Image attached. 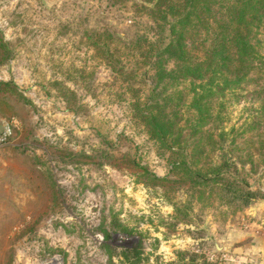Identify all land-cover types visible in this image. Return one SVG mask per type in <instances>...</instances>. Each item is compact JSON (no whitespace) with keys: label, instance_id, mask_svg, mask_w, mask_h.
Returning <instances> with one entry per match:
<instances>
[{"label":"rangeland","instance_id":"1","mask_svg":"<svg viewBox=\"0 0 264 264\" xmlns=\"http://www.w3.org/2000/svg\"><path fill=\"white\" fill-rule=\"evenodd\" d=\"M146 2L0 0V82L14 86L0 94V120L18 121L0 146V264H124L137 253L139 264H179L184 254L264 264V95L243 99L245 87L239 102L225 98L227 137L213 159L228 158L241 196L247 183L246 205L173 169L122 101L126 86L92 62L94 30L156 39V24L138 13ZM179 204L186 218L173 216ZM117 223L133 236L116 233ZM242 232L252 236L234 235Z\"/></svg>","mask_w":264,"mask_h":264},{"label":"trees","instance_id":"2","mask_svg":"<svg viewBox=\"0 0 264 264\" xmlns=\"http://www.w3.org/2000/svg\"><path fill=\"white\" fill-rule=\"evenodd\" d=\"M108 1L111 9L124 0ZM138 13L156 24V39L127 40L108 30H94L87 37L92 62L109 68L126 86L130 98L122 101H127L158 151L170 153L173 169L191 175L193 186L221 185L222 198L247 205L253 200L247 183L240 182L245 188L241 196L239 186L227 178L232 167L228 158L222 156L220 165L213 159L223 151L227 137L225 98L238 94L239 102L245 87L252 91L243 99L257 101L264 95V0H147ZM152 70L156 80L152 76L150 84ZM13 88L0 82L2 96L14 93ZM259 109L264 112L263 102ZM131 166L142 168L136 160ZM178 214L187 217L180 204L174 206L175 219ZM114 231L133 236L120 223ZM139 255L125 257L124 264H139ZM182 258L179 264H198L194 255Z\"/></svg>","mask_w":264,"mask_h":264},{"label":"built area","instance_id":"3","mask_svg":"<svg viewBox=\"0 0 264 264\" xmlns=\"http://www.w3.org/2000/svg\"><path fill=\"white\" fill-rule=\"evenodd\" d=\"M18 128V121L15 119L0 120V146L8 144Z\"/></svg>","mask_w":264,"mask_h":264},{"label":"crops","instance_id":"4","mask_svg":"<svg viewBox=\"0 0 264 264\" xmlns=\"http://www.w3.org/2000/svg\"><path fill=\"white\" fill-rule=\"evenodd\" d=\"M250 213H255V208L254 209H251L250 210ZM263 222V221H262ZM249 233H247V232H242L241 234H234L235 236H238V235H241V236H243V237H245L246 238V235H248ZM250 235V234H249ZM250 236H252V235H250ZM264 239V238H263ZM250 246V245H249ZM257 250H259L263 255H264V247H258V249ZM263 259H264V257H263Z\"/></svg>","mask_w":264,"mask_h":264}]
</instances>
